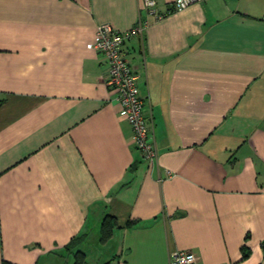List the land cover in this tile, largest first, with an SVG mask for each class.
Wrapping results in <instances>:
<instances>
[{
  "label": "crops",
  "instance_id": "crops-1",
  "mask_svg": "<svg viewBox=\"0 0 264 264\" xmlns=\"http://www.w3.org/2000/svg\"><path fill=\"white\" fill-rule=\"evenodd\" d=\"M175 1L0 0V264H264V0ZM139 18L154 163L94 46Z\"/></svg>",
  "mask_w": 264,
  "mask_h": 264
},
{
  "label": "built area",
  "instance_id": "built-area-1",
  "mask_svg": "<svg viewBox=\"0 0 264 264\" xmlns=\"http://www.w3.org/2000/svg\"><path fill=\"white\" fill-rule=\"evenodd\" d=\"M204 0H176L172 10H181ZM156 0H143V8L156 13ZM162 14H157L161 17ZM148 21L142 18L127 31H121L105 22L97 27L95 48L102 52L108 62V84L118 94L122 104L120 115L126 118L133 129V139L145 159L154 163L158 149L153 121L148 117L139 92V75L127 58L126 42L135 35H142ZM170 264H198L197 254L190 249H176L170 254Z\"/></svg>",
  "mask_w": 264,
  "mask_h": 264
},
{
  "label": "trees",
  "instance_id": "trees-1",
  "mask_svg": "<svg viewBox=\"0 0 264 264\" xmlns=\"http://www.w3.org/2000/svg\"><path fill=\"white\" fill-rule=\"evenodd\" d=\"M118 226L115 216L107 214L101 223V241L107 242L114 234L116 227ZM84 235L75 237L69 244L68 248L74 251V263L73 264H89L87 260V254L84 250L77 248L78 244L82 240ZM246 255V252H245ZM3 264H16L10 261H4ZM103 264H110L109 262Z\"/></svg>",
  "mask_w": 264,
  "mask_h": 264
}]
</instances>
